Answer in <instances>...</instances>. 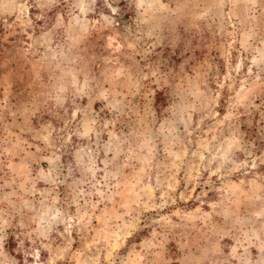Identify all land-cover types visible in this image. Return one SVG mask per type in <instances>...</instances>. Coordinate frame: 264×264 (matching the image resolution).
Masks as SVG:
<instances>
[{"label": "rangeland", "instance_id": "rangeland-1", "mask_svg": "<svg viewBox=\"0 0 264 264\" xmlns=\"http://www.w3.org/2000/svg\"><path fill=\"white\" fill-rule=\"evenodd\" d=\"M0 264H264V0H0Z\"/></svg>", "mask_w": 264, "mask_h": 264}]
</instances>
